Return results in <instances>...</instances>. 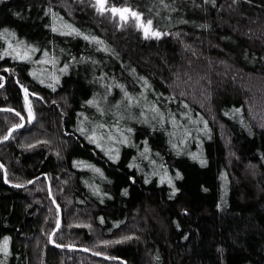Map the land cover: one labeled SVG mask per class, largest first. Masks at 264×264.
<instances>
[{
	"label": "trees",
	"instance_id": "obj_1",
	"mask_svg": "<svg viewBox=\"0 0 264 264\" xmlns=\"http://www.w3.org/2000/svg\"><path fill=\"white\" fill-rule=\"evenodd\" d=\"M74 2L0 3V31L9 29L13 44L23 40L41 49L29 60L0 59V136L20 119L2 108L26 113L21 84L36 114L0 141L7 168V179L0 168V243L11 237L0 264H264V93L256 91L264 90V35L253 36L264 31V0H217L215 6L165 0L174 11L160 0H109L144 12L164 33L159 38H145L131 23L120 28L110 13ZM65 22L100 37L109 51L66 34ZM5 47L0 38V52ZM210 67L217 72L208 86L201 78ZM230 70L238 79L223 76ZM94 97L103 113L85 103ZM153 103L164 112L163 124L145 107ZM96 111L99 121L92 118ZM97 123L108 126L96 129L104 139L116 136V127L128 136L125 155L112 159L88 138ZM165 171L179 192L160 182ZM48 182L63 211L56 244L48 234L60 211ZM123 235L132 239L99 243Z\"/></svg>",
	"mask_w": 264,
	"mask_h": 264
},
{
	"label": "snow or ice",
	"instance_id": "obj_2",
	"mask_svg": "<svg viewBox=\"0 0 264 264\" xmlns=\"http://www.w3.org/2000/svg\"><path fill=\"white\" fill-rule=\"evenodd\" d=\"M0 2H2V0H0ZM238 2V0H234V3ZM161 5H163L166 8H171L170 5L165 3V0H160ZM205 4H212L213 6L216 5L217 0H204ZM97 12L100 13L101 15L105 14V13H110V19H112L113 21L117 20V16L119 17V20L117 21V25L120 28H124L129 22L132 24V26L137 27L139 29L142 30L143 35L145 36V38H149L151 37H161L164 35V33L162 31H160L158 28H154L153 27V20L151 18H147L145 19L144 16V12L139 11L137 8H134L130 5L124 4L121 6H117L115 4H109V0H95V3L93 5ZM171 10H175L174 8H171ZM48 12L52 14L53 19L55 20L56 18V13L54 12V10L52 8L48 9ZM16 15H19V13H16ZM67 29H69L70 31L67 32L66 34L72 35V34H76V35H80V36H84L85 39L94 41V42H98L100 43V45L104 48L105 51H109L108 46L101 40L100 37L98 36H89L86 35L83 31H81L79 28L75 27L74 25L65 22L64 25ZM52 30L53 31H59L60 29H58L56 27L55 24L51 25ZM201 27H207V25H201ZM11 36L15 37L16 33L15 32H11L10 33ZM177 36H179V33H176ZM0 38L4 39L7 42V47H5L3 49L2 52H0V59H3L4 57H12L13 59H19L21 61L24 60H29L32 57V54L36 51H41V49L37 48L35 45L33 44H29L26 41H19L16 44H13L12 40L9 39V29L4 28L2 31H0ZM187 47V45H186ZM63 51V50H62ZM43 55L45 58H47L49 56L48 50L44 49L43 50ZM73 60H75V57H72ZM48 63H55V60H48ZM37 63H39V61H37ZM69 65L68 64H64L63 66V71H67ZM8 71H14V69H8ZM134 71V70H133ZM32 75L35 76L36 72L35 70L32 72ZM0 79H3L2 76H0ZM52 79L55 82H59L60 77L58 75H53ZM44 81L41 80V83H43ZM50 87H52L53 89L56 87V83H52L49 85ZM146 87H148V85H145ZM0 87H3V84H0ZM20 87L23 89L24 92V100H25V105L27 108V112L26 113H21L18 112L16 109L12 108L10 109V111L14 112L20 119L19 122L12 124V126L8 129L7 133L3 136H0V141H6L10 138H13V134L16 130L24 127L25 124V116L27 117V121L31 122L33 120L36 119V114L34 111V107L32 104V101L29 99V89L27 87H25L23 84L20 85ZM121 87L123 88L124 86L121 85ZM143 95V94H142ZM31 96H39V93L36 92H32ZM125 96L129 97L134 103H139L138 100H136L134 97L131 96L130 93H128L125 90ZM41 100H43V97H39ZM106 99V97H105ZM147 99V97H145V100ZM86 104L89 105H95L97 108V111L100 113L104 112V108L101 107L99 101L94 97L92 99H89L85 102ZM145 107H150L151 109V114L153 119H159L161 124H163L165 122L164 120V112L160 109V107L156 104H145ZM237 111H239V109H237ZM83 115V114H82ZM185 115H187V113H185ZM171 120L173 125L175 126L177 124L176 118H175V114H171ZM81 124L83 125V121L81 122ZM205 126L207 125V121H204ZM108 126L106 124H95L93 126V129L91 131V135H89V139L93 140V143H96L99 147L103 148L104 145L100 143V140L97 137V132L96 129L98 128H107ZM113 127H116L115 125ZM81 132L83 133H88V129H85L83 126L80 127L79 129ZM127 131L129 133H131L133 130L132 129H127ZM116 132L120 134V136L122 137L121 141L122 143H129V138L128 136L124 135V132L119 128L116 127ZM188 135H191V133H188ZM109 140L111 141H115L117 138L114 135H111V133L109 132V135L107 137ZM44 143H48V141H43ZM42 143L40 140H36L35 144H40ZM27 147L31 148L34 147L33 144H28L26 145ZM175 147H179L178 145H175ZM149 152V149L145 148L144 152L141 153L142 156H146V154ZM59 155V153H57ZM109 155L112 156V159H117L118 155H119V150L117 149L116 154L112 155L111 150L109 149ZM193 158H196V155L193 154ZM151 163L155 164L156 162L153 160L151 161ZM200 163L201 164H205L206 160L204 159H200ZM130 166H134V165H130ZM89 167H93L95 168L94 165H89ZM0 168H4V175L5 178L7 179V168L0 163ZM96 172H101V169L99 168H95ZM102 174V173H101ZM182 174L179 172V170L176 171V176H181ZM165 180H167V183L172 185L173 190L175 192H179L180 189L175 187V184L173 182V178L171 175H169L167 173V171H165V173L163 175H160V182L164 183ZM9 183H11V181H9ZM27 183H31V181H27ZM18 187H23V185H17ZM127 191V190H125ZM53 201H55V196L52 197ZM59 204H57V209H59ZM186 211V210H185ZM101 220H103V217L100 218ZM60 227V221L59 219L57 220V224H56V228L58 229ZM89 228H91V225H88ZM55 231H53L52 233L48 234L51 237L55 236ZM134 235V234H133ZM187 237H185L186 239ZM11 237L5 236L3 239V242L0 243V252H3L5 254H7L10 249H9V241H10ZM129 239H132L131 235H123L120 236L117 240L113 241V240H100L99 243L103 244V245H111L113 243H122L125 242ZM51 242L53 244H56V240L53 238L51 240ZM60 247H65V245H59ZM67 247H74V245H67ZM106 253L103 252H97V255H105ZM126 264V262H125Z\"/></svg>",
	"mask_w": 264,
	"mask_h": 264
},
{
	"label": "rangeland",
	"instance_id": "obj_3",
	"mask_svg": "<svg viewBox=\"0 0 264 264\" xmlns=\"http://www.w3.org/2000/svg\"><path fill=\"white\" fill-rule=\"evenodd\" d=\"M3 1V0H2ZM60 2H65L66 0H59ZM73 1H75V2H77V3H81V4H85V5H91V7L93 8V9H95L96 10V8L93 6L94 5V3H95V0H73ZM74 2V3H75ZM1 3V2H0ZM89 3V4H88ZM75 5H77V4H75ZM66 6V5H65ZM68 9H69V12L72 10V8L71 7H68ZM96 12H97V10H96ZM98 13V12H97ZM98 14H100V13H98ZM105 14H107V13H105ZM119 20V17L117 16V20L115 21V22H117ZM130 23V22H129ZM128 23V24H129ZM127 24V25H128ZM137 29H139V28H137ZM140 31H141V34L143 35V32H142V30L141 29H139ZM263 34L264 35V31H259V32H255V35H253L254 37H258V35L259 34ZM144 36V35H143ZM145 37V36H144ZM211 68V69H210ZM208 70V73H207V76L203 79V78H201L202 80H203V82L204 81H206V83H207V85L209 86V85H211V83H213V82H215L216 81V79H212V77L211 76H213L214 74H216V68H214V67H210ZM8 71V70H7ZM218 74V73H217ZM227 75H223V76H225V78H227V76L228 77H233V78H237L238 79V76L236 77V74H234V76H233V74H232V72H231V70L228 72V73H226ZM219 77V76H218ZM218 77H217V82H219V79H218ZM224 78V77H223ZM227 79H229V78H227ZM237 79H236V81H237ZM215 80V81H214ZM3 86H4V83H3ZM120 88H122V87H120ZM2 89V87H0V90ZM256 91H257V93H259L258 95H261V92L262 93H264V90H259V89H256ZM103 94V93H102ZM258 95H256V93H252V96H254V97H256V99L258 98L257 96ZM35 97H37V96H35ZM33 98V97H32ZM107 98V97H106ZM29 99H30V97H29ZM105 99V98H104ZM105 101V104H107L108 105V103L107 102H109V101H107L106 99L104 100ZM33 105H34V103H33ZM259 107H260V109H262L263 110V114L261 115L262 117H261V119H260V123L262 122L263 123V125H264V105H259ZM9 109V110H8ZM27 109V108H26ZM2 111H10V108H8V107H6V108H2L1 109ZM26 112H27V110H26ZM110 112V111H109ZM105 117V120H106V122H108V123H110V120H107V118L109 119V118H111V119H113L114 117L112 116V114H111V112L107 115V116H104ZM92 118H94V120H98L99 121V115H98V112L96 111V112H94L93 113V115H92ZM26 120H27V118H26ZM34 121V120H33ZM32 121V122H33ZM26 125V122H25V124H24V126ZM263 125H261V126H263ZM23 128V127H22ZM96 138H98L99 140H100V143L101 144H103L104 145V147L102 148V150L103 151H105V153H108V155H109V149L111 150V153L112 154H116V151H117V149L119 150V155H118V158H120L121 156H123V155H125V153L127 152V150H126V147L128 146V144L129 143H127V144H125V143H122V142H119V141H121V139H122V137L119 135V133H116V140L115 141H111V140H109V139H104V138H102V136H100V135H97V137ZM50 187H51V185H50ZM50 187H49V183H48V188L50 189ZM50 191V190H49ZM51 196L53 197V195L51 194ZM60 211V210H59ZM61 213H62V219H63V211L61 210ZM59 218H60V212H59V216H58ZM63 223V222H62ZM61 228V227H60ZM57 229V228H56ZM55 229V230H56ZM54 230V231H55ZM54 238V237H53ZM50 241H51V239H50Z\"/></svg>",
	"mask_w": 264,
	"mask_h": 264
},
{
	"label": "water",
	"instance_id": "obj_4",
	"mask_svg": "<svg viewBox=\"0 0 264 264\" xmlns=\"http://www.w3.org/2000/svg\"><path fill=\"white\" fill-rule=\"evenodd\" d=\"M5 142V141H4ZM3 142V143H4ZM3 143H1V144H3ZM4 178H5V175H4ZM41 178V177H40ZM6 179V178H5ZM33 183V182H32ZM49 183V182H48ZM49 187H50V183H49ZM50 191H49V193L51 194V190H52V187H50V189H49ZM55 202V206H56V208H57V202L56 201H54ZM59 210H60V218H59V221H60V227H61V225H62V213H61V209L59 208ZM60 227L58 228V229H56L55 230V233H57V231L60 229ZM53 239V237H51V240ZM52 243V242H51ZM72 249V248H71ZM96 256H101V257H104V256H102V255H97V254H95ZM105 258V257H104Z\"/></svg>",
	"mask_w": 264,
	"mask_h": 264
},
{
	"label": "flooded vegetation",
	"instance_id": "obj_5",
	"mask_svg": "<svg viewBox=\"0 0 264 264\" xmlns=\"http://www.w3.org/2000/svg\"><path fill=\"white\" fill-rule=\"evenodd\" d=\"M3 1H6V2H7V1H9V0H3Z\"/></svg>",
	"mask_w": 264,
	"mask_h": 264
}]
</instances>
